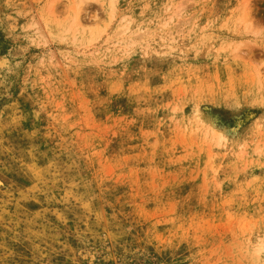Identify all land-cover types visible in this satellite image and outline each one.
<instances>
[{
  "label": "rangeland",
  "instance_id": "rangeland-1",
  "mask_svg": "<svg viewBox=\"0 0 264 264\" xmlns=\"http://www.w3.org/2000/svg\"><path fill=\"white\" fill-rule=\"evenodd\" d=\"M0 264H264V0H0Z\"/></svg>",
  "mask_w": 264,
  "mask_h": 264
},
{
  "label": "bare ground",
  "instance_id": "bare-ground-1",
  "mask_svg": "<svg viewBox=\"0 0 264 264\" xmlns=\"http://www.w3.org/2000/svg\"><path fill=\"white\" fill-rule=\"evenodd\" d=\"M83 3H82V1H81V5L80 4H77V6L76 7H74V9H73V16H72V19H73V22H72V25H71V27H70V30L71 31H74V32H76V31H81L82 30V32L85 34L86 33V31H85V29L86 28H88L86 25H88V24H85L84 23V21L82 20V17H81V11H82V5ZM112 7H110V9H111ZM52 11H53V15H55V16H57V14H56V10H55V4H53V6H52ZM113 11V10H112ZM112 11H110L109 13H113ZM113 15H114V13H113ZM247 15H248V13H246L245 12V15H244V17L242 18L243 19V21H244V24H245V22H246V17H247ZM243 16V15H242ZM246 25V24H245ZM91 29V28H90ZM89 29V30H90ZM93 29V28H92ZM69 32V31H68ZM81 32V34H83ZM90 34L92 35V39H95V38H93L94 37V35H93V32L92 31H90ZM89 34V35H90ZM84 36V35H83ZM74 37V36H73ZM90 37V36H89ZM92 39H89L90 41H92ZM82 40V39H81Z\"/></svg>",
  "mask_w": 264,
  "mask_h": 264
}]
</instances>
